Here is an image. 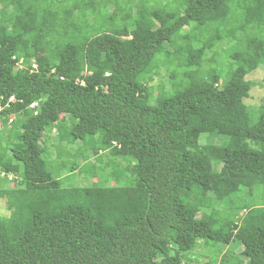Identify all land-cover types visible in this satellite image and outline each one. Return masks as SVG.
Instances as JSON below:
<instances>
[{"label": "trees", "instance_id": "1", "mask_svg": "<svg viewBox=\"0 0 264 264\" xmlns=\"http://www.w3.org/2000/svg\"><path fill=\"white\" fill-rule=\"evenodd\" d=\"M261 67L264 0H0V264H197L211 242L241 260L201 264L264 261Z\"/></svg>", "mask_w": 264, "mask_h": 264}, {"label": "rangeland", "instance_id": "2", "mask_svg": "<svg viewBox=\"0 0 264 264\" xmlns=\"http://www.w3.org/2000/svg\"><path fill=\"white\" fill-rule=\"evenodd\" d=\"M110 10H113V8H110ZM175 16H178V14L176 13ZM228 46V44H224L221 49H225L226 51L228 49ZM187 51L192 52L190 48H188ZM223 58H225V55L223 56ZM18 67L22 68V65L19 64ZM169 70V62H163L161 67H159V70L152 76V82L149 86H166L168 84L169 75L173 74V72H169ZM246 80L254 83L255 86L250 89L249 97L243 100V103L247 107L251 122L256 123L260 115H262L261 113H264V111L260 109V106L264 102V67L258 68L249 75H247ZM48 137L50 138V143L48 144V146L51 144L54 145L57 139H60L62 144H64L66 140L65 136L62 135L60 132H57L56 130L51 131L48 134ZM206 138L207 136L202 135L200 137V142H203ZM215 140L218 141L217 144H223L228 142V138L222 136L215 137V139L212 140L214 144ZM66 150L67 153L72 154L74 152V147H67ZM53 156V153H50L48 151H45L43 154V157L46 160H50L51 158H53ZM96 160L97 157L91 159L90 161L91 163H95ZM99 170L100 168L97 171L99 172ZM51 172L54 176H57L59 182H63V184H67L69 181H71L79 187H89L95 185L97 181V179L93 175L90 176L91 178L83 177V174L86 172V167L84 164L80 165L79 170L77 172H73L71 171L70 167L66 166V164L63 162L57 168L51 167ZM117 182V180H112L108 184L114 186L117 184ZM183 194L186 196H191V194L188 192H183ZM236 198L237 200H235V202H237V204H247L256 206L263 205V201H261L258 191H255L251 198L244 193H240L236 196ZM234 213L239 214L238 211H235ZM7 215L8 211L6 209V205L4 201L0 200V216ZM209 217L210 216L207 214L201 213L199 215V218H201L202 221H208ZM240 250V246L236 244H231L230 246H220L215 242H211L208 246H204L202 243H198L193 252V258L197 261V264H201L202 262L208 260L219 261V259H221L222 257L228 258L230 255H234L236 258L240 259ZM235 264H239V262L236 261ZM254 264H264V261L259 258H256V260H254Z\"/></svg>", "mask_w": 264, "mask_h": 264}, {"label": "built area", "instance_id": "3", "mask_svg": "<svg viewBox=\"0 0 264 264\" xmlns=\"http://www.w3.org/2000/svg\"><path fill=\"white\" fill-rule=\"evenodd\" d=\"M11 101H13V99H11ZM13 120H15V119H13V117H11V118H10V122L13 121Z\"/></svg>", "mask_w": 264, "mask_h": 264}]
</instances>
